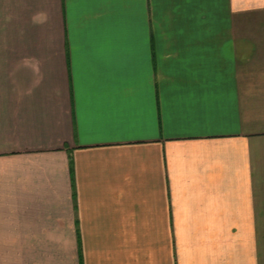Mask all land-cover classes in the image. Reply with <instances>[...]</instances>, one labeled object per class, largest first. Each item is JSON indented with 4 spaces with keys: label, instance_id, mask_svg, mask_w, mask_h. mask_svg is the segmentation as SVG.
<instances>
[{
    "label": "crops",
    "instance_id": "0c3cea01",
    "mask_svg": "<svg viewBox=\"0 0 264 264\" xmlns=\"http://www.w3.org/2000/svg\"><path fill=\"white\" fill-rule=\"evenodd\" d=\"M0 264H264V0H0Z\"/></svg>",
    "mask_w": 264,
    "mask_h": 264
}]
</instances>
